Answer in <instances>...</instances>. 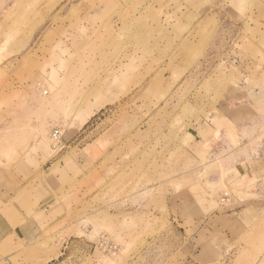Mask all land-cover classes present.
Wrapping results in <instances>:
<instances>
[{"label": "rangeland", "instance_id": "374dc122", "mask_svg": "<svg viewBox=\"0 0 264 264\" xmlns=\"http://www.w3.org/2000/svg\"><path fill=\"white\" fill-rule=\"evenodd\" d=\"M35 146L49 218L0 264H264L226 217L264 196V0H0V168Z\"/></svg>", "mask_w": 264, "mask_h": 264}, {"label": "crops", "instance_id": "0c3cea01", "mask_svg": "<svg viewBox=\"0 0 264 264\" xmlns=\"http://www.w3.org/2000/svg\"><path fill=\"white\" fill-rule=\"evenodd\" d=\"M50 150V148H48ZM36 150V151H35ZM42 150V152L40 151ZM45 151V153L43 152ZM19 154L18 162L14 163L11 167L1 166L0 170L7 172V170L18 171L15 174L16 183L10 184V182H4L3 188L0 189V196L3 197L5 202L0 204V225L3 228H8L10 231H14L16 238L25 242L27 238L32 237V234H36L44 227V223L49 218V207L30 209L27 208L24 199L17 196L22 191V188L27 184H34L35 190L32 194L39 196L38 204L41 205L43 200L53 199L54 193L48 188L47 182L57 181V177L49 174V168L53 165L51 161V153L43 148L37 146L26 148L24 152H17ZM54 160V159H53ZM17 169V170H16ZM20 171V172H19ZM255 172V171H254ZM8 173H5V175ZM44 175L48 176L47 178ZM52 175V176H51ZM257 176V173H255ZM45 178V179H43ZM258 180L260 178L258 177ZM261 181V180H260ZM47 184V185H46ZM15 186V187H14ZM34 201V200H33ZM241 206L232 212H227L226 217L232 219L233 222L237 221L241 225L245 226L246 217L247 223L250 227L258 229L257 235L260 236V240L264 237V196L252 195L247 199H244ZM29 212V213H28ZM219 226H217V229ZM218 234V233H217ZM220 235H225L227 242L233 244L234 238H230V232L227 229L225 232L221 230ZM232 239V241L230 240ZM228 244V245H229ZM243 246V244H242Z\"/></svg>", "mask_w": 264, "mask_h": 264}, {"label": "built area", "instance_id": "2783aa9c", "mask_svg": "<svg viewBox=\"0 0 264 264\" xmlns=\"http://www.w3.org/2000/svg\"><path fill=\"white\" fill-rule=\"evenodd\" d=\"M58 133H59L58 130H54V132H53V137H57V136H59Z\"/></svg>", "mask_w": 264, "mask_h": 264}]
</instances>
